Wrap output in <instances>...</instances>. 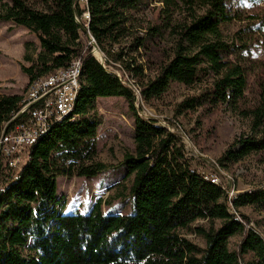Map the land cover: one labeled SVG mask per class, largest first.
<instances>
[{
	"label": "trees",
	"instance_id": "16d2710c",
	"mask_svg": "<svg viewBox=\"0 0 264 264\" xmlns=\"http://www.w3.org/2000/svg\"><path fill=\"white\" fill-rule=\"evenodd\" d=\"M229 4L0 0V22L23 27L37 39L23 45L25 88L72 60L81 62L72 113L78 118L56 123L28 148L24 165L0 190V264H264V240L255 231L264 222V186L237 194L229 205L220 186L191 170L181 137L138 114L130 86L146 105L162 101L174 85L196 87L174 104L175 117L198 113L200 118L234 107L244 98L249 77L242 64L223 58L235 47L225 41V28L242 21ZM87 35L103 65H118L131 84L94 58L82 41ZM112 97L127 101L134 126L132 149L117 164L98 161L96 147L101 122L96 101ZM22 99L0 95V135L24 118L16 116ZM244 114L249 134L222 152L215 162L220 168L249 155L264 160V90ZM121 167L130 183L116 197L130 201L129 214L105 215L101 199L86 214L62 213L58 178H95ZM4 170L11 171L0 158V177ZM245 207L260 216L253 228L240 211ZM198 221L204 223L191 230ZM186 231L201 238L203 247L186 239ZM232 237L239 238L234 250L228 247Z\"/></svg>",
	"mask_w": 264,
	"mask_h": 264
},
{
	"label": "rangeland",
	"instance_id": "374dc122",
	"mask_svg": "<svg viewBox=\"0 0 264 264\" xmlns=\"http://www.w3.org/2000/svg\"><path fill=\"white\" fill-rule=\"evenodd\" d=\"M228 6L232 14L242 21H233L225 28V41L235 47H233L234 51L224 54L223 58L233 63L239 62L245 67L249 81L244 98L234 107H227L225 111L215 112L210 116L197 118L199 114L195 113L175 117L172 112L174 104L191 96L197 88L174 85L162 101L146 105L137 97L134 107L139 108L140 116L154 120L158 126L167 127L169 131L181 137L191 170L200 176L216 177L218 184L234 191L235 194H241L246 190L260 189L264 186L263 158L249 155L226 169L218 167L215 162L235 140L249 134V121L244 113L256 106L263 94L264 1L230 0ZM82 41L88 44L86 37H83ZM25 42L36 44L37 39L23 27L15 26L10 22H0V95L26 94L27 79L20 70L22 65L25 66L22 60ZM168 42L166 44H169ZM95 52L98 53L99 58L95 56ZM92 55L97 61L102 62L103 57L95 48L92 49ZM105 67L114 73L118 71L114 69L117 68L116 66ZM124 81L128 82L126 78ZM96 103L101 115L96 137L97 160L117 164L121 161L123 153L132 149L134 130L132 112L123 98H99ZM26 157L27 152H24L18 164L19 169L24 165ZM19 169L4 170V174L0 177V190L16 176ZM124 173L125 169L121 167L95 178H58L56 186L58 197L62 198V213L86 214L90 212L96 201L101 199L104 202L102 211L105 215L129 214L130 201L116 197L122 187L129 186L130 178L124 179ZM240 211L251 219L249 226L252 228V223L260 220V216L251 208L245 207ZM202 223L204 222H196L191 226V230ZM255 231L264 240V222L260 223ZM184 236L193 244L203 247L202 239L193 231L184 232ZM238 241V237L230 238L229 249H236Z\"/></svg>",
	"mask_w": 264,
	"mask_h": 264
},
{
	"label": "built area",
	"instance_id": "2783aa9c",
	"mask_svg": "<svg viewBox=\"0 0 264 264\" xmlns=\"http://www.w3.org/2000/svg\"><path fill=\"white\" fill-rule=\"evenodd\" d=\"M85 1L80 0V3L84 4ZM82 18L84 21L87 20L88 14L83 13ZM87 41L92 49L95 48L97 50L90 35H87ZM101 56L103 57L102 54ZM101 61L104 63V57ZM102 62L101 64L103 65ZM114 66L117 67L115 69L118 71L115 74L120 81H122L121 76L127 78L121 72V69L118 68V65ZM104 68L106 67L104 66ZM106 70L110 71L108 68ZM80 79L81 62L79 59H75L66 68L39 78L28 85L26 94L20 104L19 112L16 115L25 114L24 118L15 124L12 131H3L0 135V158L6 161L10 169H19L18 164L23 153L27 152L28 148L44 136L53 125L64 119H69L70 122H73L78 118L77 115L72 113L80 90ZM130 86L136 99L137 97L140 98L139 90L133 85ZM204 179L211 184L220 186L226 192L230 205V202L237 194L218 184L216 177H204ZM244 192L250 193L251 190Z\"/></svg>",
	"mask_w": 264,
	"mask_h": 264
},
{
	"label": "bare ground",
	"instance_id": "6f19581e",
	"mask_svg": "<svg viewBox=\"0 0 264 264\" xmlns=\"http://www.w3.org/2000/svg\"><path fill=\"white\" fill-rule=\"evenodd\" d=\"M95 56H96L97 58H99V57H98V53H96V52H95Z\"/></svg>",
	"mask_w": 264,
	"mask_h": 264
}]
</instances>
